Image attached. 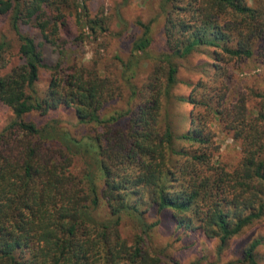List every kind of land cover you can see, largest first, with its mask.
Masks as SVG:
<instances>
[{
	"label": "trees",
	"instance_id": "trees-1",
	"mask_svg": "<svg viewBox=\"0 0 264 264\" xmlns=\"http://www.w3.org/2000/svg\"><path fill=\"white\" fill-rule=\"evenodd\" d=\"M164 51L150 56L151 22L113 76L69 58L62 33L73 25L79 42L111 33L103 17L90 16L86 0H0L16 37L19 62L0 76V102L13 119L0 131V264H179L153 247L157 221L147 211L169 210L176 229L200 230L222 250L254 220L264 216V88H250L262 109L251 113L241 95L227 100L224 81L235 60L264 62V0H161ZM73 19V20H72ZM53 44L51 66L32 34ZM11 44L0 39V69ZM208 49L211 77L198 94H173L178 64ZM152 64L139 87L140 68ZM50 80L38 90L40 69ZM128 90L125 105L103 114L105 105ZM198 108L185 132L175 134L163 114L166 104ZM60 107L89 128L81 136L56 117L38 125L24 115ZM219 122L241 149L232 170L215 157L212 125ZM252 240L238 260L260 264ZM193 264V263H192Z\"/></svg>",
	"mask_w": 264,
	"mask_h": 264
},
{
	"label": "rangeland",
	"instance_id": "rangeland-1",
	"mask_svg": "<svg viewBox=\"0 0 264 264\" xmlns=\"http://www.w3.org/2000/svg\"><path fill=\"white\" fill-rule=\"evenodd\" d=\"M161 0H86L90 16L103 17L106 19L109 28V35L98 36L94 41L92 39L79 42L74 40L78 29L73 25L62 33L61 39L65 46L69 47V58L76 62H82L85 65L95 67L99 73H106L111 76L117 73L119 57L127 59L132 41L140 35L142 28L138 21L151 22L153 27V42L149 50L150 56H158L164 51V36L162 33L163 15L160 13ZM73 20V19H72ZM24 31L33 35L38 48L40 49L43 62L47 66L54 65L59 59L57 48L44 40L42 35L35 29L27 26ZM4 37L11 44L6 56L9 63L6 67L0 69V76L6 73L19 60L14 56L16 49V37L9 29L5 17L0 16V39ZM209 50L201 49L194 51L185 58H176L174 61L178 64V83L173 89V94L187 96L191 93L199 94L198 89L193 90V86L200 80L205 85L211 87L205 93L213 95L212 87H220V82L214 81L211 77L213 72L211 60L208 57ZM152 64H145L139 71L136 83L140 87L149 71H152ZM228 78L224 81L227 89L225 97L231 102H235L241 95L246 99L247 110L255 113L262 109L263 103L260 99L250 94V88H264V62L255 59L235 60L231 62ZM50 70L48 67L40 69L36 87L43 90L50 80ZM128 98V90L123 87L122 96L108 102L103 109V114H109L114 109L125 105ZM171 99L166 104V111L163 114L165 120L170 124L175 134L185 132L189 125V115L197 112L198 108L194 105L183 102H176ZM56 117L60 124L77 136L84 134L89 128L86 125L79 124L74 114L60 107L54 112L45 115L31 114L24 115V119L35 121L38 125L44 123L50 117ZM13 119L11 110L0 102V131ZM214 133V144L217 147L215 157L219 164L226 169L235 168L241 159V149L237 141L231 138L230 133L225 131L219 122L214 121L212 125ZM264 156V151H263ZM147 217L150 221H157L158 224L151 233V244L153 247L164 249L169 257L179 262V264H241L239 259L242 256L243 249L254 239L261 241L256 249V256L260 264H264V216L254 220L251 224L237 236L231 238L227 245L219 250L218 240L207 238L200 230L184 231L176 229L171 212L169 210L156 211L151 209L147 211Z\"/></svg>",
	"mask_w": 264,
	"mask_h": 264
}]
</instances>
